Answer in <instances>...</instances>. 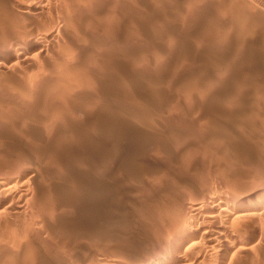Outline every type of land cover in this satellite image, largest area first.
<instances>
[{
    "label": "rangeland",
    "instance_id": "374dc122",
    "mask_svg": "<svg viewBox=\"0 0 264 264\" xmlns=\"http://www.w3.org/2000/svg\"><path fill=\"white\" fill-rule=\"evenodd\" d=\"M5 178L24 182L0 191V264H137L215 229L199 204L261 201L264 0H0ZM237 255L263 263L264 241Z\"/></svg>",
    "mask_w": 264,
    "mask_h": 264
},
{
    "label": "bare ground",
    "instance_id": "6f19581e",
    "mask_svg": "<svg viewBox=\"0 0 264 264\" xmlns=\"http://www.w3.org/2000/svg\"><path fill=\"white\" fill-rule=\"evenodd\" d=\"M40 9L34 10L32 6L31 7L30 6L22 7L21 14L27 16L29 14H32L33 12L37 13L38 11L43 10V9L42 10H40ZM65 17H66V19H68L67 14H65ZM51 38H52V35H49L48 39L50 40ZM38 44H40V43H38ZM27 96L29 97L31 95L27 94ZM191 99L193 100V101L192 100L191 101L194 102L193 104L197 108L198 107L197 102H199L197 100V97L194 95L191 97ZM9 178H11V177H9ZM9 178H5L3 180L2 179L0 180V191H3L4 193H8V194L12 190H14L16 187H17V189L19 187H22L21 184L24 182L23 179H20L19 181H17L16 179H9ZM19 190H20V188H19ZM4 195H7V194H4ZM26 195L27 194L25 193V195H23V196H26ZM221 200H223V199H221ZM19 207H20V205H19ZM47 208H46V211L48 210ZM193 209H194V212H196L198 214L197 216L200 215L202 222H207V221L212 222V221L218 220V226L215 229H209L208 226L207 227H200V225L198 223L190 222L188 227H186V229L183 230V232H181L177 237L175 236V240L173 242H171V241H169V242L168 241H165V242L160 241L159 243H157L154 252L149 254L145 260H143V261L141 260L142 262L137 263V264H231V261H232L231 258L234 255H237V254L240 255V253L248 250L250 248L251 244L255 241V239H257V241H260V240L264 241V225H261L260 226L261 228H259L258 230H255V226H254L256 224V221H258V222L262 221V220L264 221V198L259 202H250V203H245V202L243 203L241 201H237V202H220V201H218L216 203L210 202L207 205H201L200 206V204H199L197 207H195ZM21 210H23V209H21ZM37 210H41V209L37 208ZM46 211L44 212V210H43V212L45 214H46ZM40 212H42V211H40ZM43 212H42V214H43V218H44ZM38 216H40V215L38 214ZM234 221H237V222L234 223ZM47 225H45L44 228H46V229L50 228L49 227L50 225H48V226ZM5 228H3V229H5ZM6 229H8V228H6ZM202 230H203V232L200 233ZM21 231L22 230H20L19 228H16L14 234H23ZM8 232H9V229L7 231L4 230V232L2 230L3 235H5L2 239H4L5 242L9 241V243H10V245H12V247H15V246L18 247L19 241L17 242V240L11 238V236L9 235ZM23 232H25V231H23ZM23 235L25 237L27 236L26 233ZM9 238H11V240H9ZM202 239H206L212 245L217 244V246H218L217 251L218 252H217V255L215 258H212L211 260H209L208 257H206L207 252L206 253L203 252L202 254H200L202 251L198 255L195 254V256L193 255V256L187 257V258L184 256H179L178 252L182 249L184 243L188 242L191 245V247H195L197 250H199L201 248V240ZM212 251H214V250H212ZM209 252H211V249ZM77 257H78V255H77ZM77 257L75 256L72 258V260L74 261L73 263L84 264V261H85L84 258L82 256H81L82 258H79V257L77 258ZM59 260H61V259H59ZM61 263H62V261H61ZM260 263L264 264V262L263 263L260 262Z\"/></svg>",
    "mask_w": 264,
    "mask_h": 264
}]
</instances>
